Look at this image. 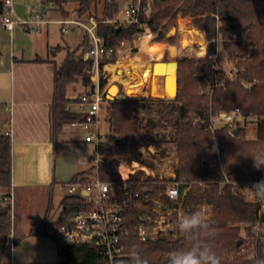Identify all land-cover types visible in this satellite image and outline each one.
Returning <instances> with one entry per match:
<instances>
[{
  "label": "trees",
  "instance_id": "obj_1",
  "mask_svg": "<svg viewBox=\"0 0 264 264\" xmlns=\"http://www.w3.org/2000/svg\"><path fill=\"white\" fill-rule=\"evenodd\" d=\"M45 1L64 17L69 15L64 7L68 3H75L79 16L87 14L99 20L115 18L118 9L114 0H105L99 15L95 12L99 0ZM179 10L182 12L178 14ZM177 14L178 18L188 19L190 24L193 17V23L199 29L193 28L204 32L207 40L205 54L197 58L178 55L176 95L171 100L154 99L161 105L156 120L143 122L138 118L137 99L125 96L108 100L115 109L109 119L114 138L110 139L111 133L105 134L94 149V154L104 155L103 159L97 165L91 164L87 170L74 174L68 184L78 179L88 181L93 175L103 181L121 179L119 162L113 155L130 154L131 160L147 166L140 148L163 140L164 135L156 130L158 127H171L177 158L175 179L182 181L180 195L185 187L188 189L177 200H169L163 192L170 177L147 175L141 178L142 168L129 173V179L134 182L132 186L140 194L148 193L150 197L160 198L170 207L179 204L183 208L207 206L210 209V216L205 218L208 229L196 235L221 258V264H262L264 231L256 234L254 228L259 221L264 222V210L259 215L258 203L247 198L246 190L249 181L264 180V167H255L252 157L264 158V0H140L139 22L152 29L151 41L178 44L175 34L168 35L172 27H177ZM142 31L137 23L99 22L95 32L102 39L104 49L100 64L117 60L121 42ZM89 42V35L84 32L80 43L72 49L67 45L49 49L50 53L65 50L63 60L54 70L50 105L53 138L58 136L63 126L82 119L79 112L67 109L69 98L66 88L71 83H79L84 88L91 84V63L82 58ZM219 46L232 64L231 77L215 68L214 56ZM205 49L199 50L198 55ZM105 82V78H100L101 87ZM123 109L135 111L130 124L124 121ZM231 111H236L242 119L210 128L212 117ZM250 116L256 119L254 138L245 137L242 124ZM236 126L238 131L232 135L231 131ZM120 160L127 163L124 158ZM10 186L11 141L9 135L0 134V190L5 193ZM142 194L125 213L130 247L135 246L134 253L119 258L115 264H134V254L147 264H168L170 252L191 246L192 241L178 230V222L175 229L169 227L166 232L153 237L137 239L133 234L134 225L144 215H156L154 204L144 202ZM87 205L83 197L67 194L60 202L55 219L45 216L37 228L29 231V234L47 235L55 241V264L106 263L107 256L101 245L65 243L48 231L50 226L64 223L66 217L86 209ZM173 215L176 218L175 211ZM10 230L11 208L0 196V235L7 237Z\"/></svg>",
  "mask_w": 264,
  "mask_h": 264
},
{
  "label": "crops",
  "instance_id": "obj_2",
  "mask_svg": "<svg viewBox=\"0 0 264 264\" xmlns=\"http://www.w3.org/2000/svg\"><path fill=\"white\" fill-rule=\"evenodd\" d=\"M23 1L13 0L16 10L17 8L19 9L16 2L25 3L26 14L29 7H36V5H30L35 0ZM104 1L99 0L95 9L97 14H100ZM114 1L118 4V7H121L126 0ZM44 2L46 3V1ZM67 5L65 4L64 7L69 12L68 17H72ZM36 9L43 20L39 27L32 25L16 26L10 32L0 25V134L9 132L10 136V188L13 191L10 234L7 237L0 235V264L56 263L57 250L55 241L47 235L29 234V231L37 228L45 216H49L52 219L57 217L62 198L69 194H64V185L68 184V180L74 174L85 171L91 166L92 161L90 159L94 156L96 146L95 143L84 140L86 132L80 127L78 129H69L65 125L56 138L52 137L50 105L53 97L54 70L55 66L63 60L65 54L60 55L61 50L50 53L49 49L58 45H67L69 47L70 36H66L65 40L64 37H61L63 39V42H61L56 32L53 24H57L60 34L64 35L60 30L61 26L54 21L62 17L59 11L50 8L47 3L46 7L43 6L40 10L36 7ZM179 12L182 11L179 10L178 14ZM51 14H53V18L49 17ZM44 16H46L47 20L43 19ZM83 16L86 17L87 14L81 15V17ZM156 43L162 45L160 54L158 51L155 52L156 54L150 53L148 49L149 46ZM119 48L120 51L117 50L118 59L104 64L103 69L106 74L104 88L108 91L112 83L116 84L118 92L124 95L123 98L129 96L138 100V112L141 113V109L148 107L146 103L156 102L155 100H147L149 96H152L150 93L152 85L157 86L162 93L165 91L163 89V77L155 76L151 73L152 62L155 60L163 62H166V60L176 61L177 47L163 41H151L140 38L138 34L133 36L132 39L123 40ZM132 50H134L133 53L131 52ZM170 54H174V56L170 57ZM36 58H40V60ZM122 60L128 63L131 62L130 70L118 65ZM134 64L137 65L136 74L130 75ZM145 69L148 70V75L143 77ZM126 74L129 75L130 82L122 79L125 78ZM141 77L143 78V84L132 89L131 94L128 93L126 87L131 84L141 83ZM71 84L75 85L72 86ZM71 84L66 88V95L69 98L66 107L82 115L83 112L77 104V97L85 88L79 83ZM148 84L150 86L146 90ZM71 90L74 94H71ZM141 98L146 99L143 100ZM128 112L130 116L134 113L132 109H129ZM157 115H159V111ZM102 123L108 125V131L102 134L104 136L110 132L109 119L105 120L103 117L100 125ZM163 129L166 128L158 127L156 130ZM113 138L114 134L111 132L110 139L113 140ZM77 143H82L83 145L93 144L87 154V162L89 164L85 166L86 168L76 166L72 171L64 173V167L60 166L58 168L55 166L56 158L59 153L64 151V148L75 146ZM150 145L152 143L140 149H144L143 152L149 151L151 153L157 150L153 145L155 150L151 151ZM122 157L124 156H118L119 162ZM125 160L127 161V159ZM131 161L133 162L134 160L130 159ZM176 161L177 158L175 156L174 163ZM123 163L126 162L123 161ZM132 165L134 167L129 173L142 168L147 174H153L148 166H137V161H134ZM129 173L128 175L120 174L123 177H127ZM167 177H175L174 166L168 171ZM3 193L0 190V196Z\"/></svg>",
  "mask_w": 264,
  "mask_h": 264
},
{
  "label": "built area",
  "instance_id": "obj_3",
  "mask_svg": "<svg viewBox=\"0 0 264 264\" xmlns=\"http://www.w3.org/2000/svg\"><path fill=\"white\" fill-rule=\"evenodd\" d=\"M139 4L140 0H132L124 9L125 19L122 20H99L94 16L87 15L86 17H60L56 20L61 27L60 30L65 33L68 27L72 24L78 25L84 29L89 35V45L85 48L82 58L90 61V78L91 84L86 87L77 97V104L82 110V119L73 122L71 125L80 127L86 132L85 141L99 144L103 136L99 133L100 123L103 120L101 115L105 110L106 89L105 86H100V78L106 79L104 72V64H100L104 53L102 39L96 35L95 29L99 22H114L123 25L137 23L143 28L139 34L140 38L151 40L153 31L149 26H145L139 22ZM43 22L39 16L36 7H29L27 16L20 17L13 5V0H0V25L12 32L16 26L39 27ZM241 116L236 111L221 112L217 116L210 119V128L215 127V122L231 123L234 119H239ZM242 119V117H241ZM5 134L9 135V132ZM104 155L100 153L94 154L92 164L102 160ZM117 181H103L97 175H93L88 181L76 180L68 185V193L83 197L88 204L86 209L77 210L70 216L64 219V223L60 225L50 226L49 234L54 235L61 241L69 244H84L92 243L101 245L106 253L107 259L105 264H115V262L123 257L133 254L135 246L130 247L129 237L130 230L126 224L125 213L133 204L140 191L134 189V182L129 177H123ZM257 180L248 182L246 195L251 196V200L258 203L259 215L264 210V199L256 195L253 185L258 183ZM182 181L176 180L175 177H170L166 181V189L164 194L169 200H177L179 196H183L188 186L179 193V187ZM171 191H175V197L169 195ZM144 202H152L154 204L153 211L156 213L154 217L144 215L140 221L134 225L133 234L138 240H145L148 237H153L171 227L172 223L177 224L179 218L173 216V212L177 207H170L160 198L150 197L148 193H143ZM2 199L9 204L10 208L13 205V191L3 193ZM255 233L264 231V222H258L255 225ZM131 248V250L129 249Z\"/></svg>",
  "mask_w": 264,
  "mask_h": 264
},
{
  "label": "rangeland",
  "instance_id": "obj_4",
  "mask_svg": "<svg viewBox=\"0 0 264 264\" xmlns=\"http://www.w3.org/2000/svg\"><path fill=\"white\" fill-rule=\"evenodd\" d=\"M19 1H23V0H19ZM43 1L45 0H35L32 1L30 5H36V7H38V9H42L43 6L46 7V3ZM131 0H126L124 2L123 6H119L115 15V18L118 19H125V15H124V9L125 7L128 5V3ZM25 2V1H23ZM19 3L16 2V5L19 6V9L17 8V10L15 9V12L22 18H25L27 16L25 9H26V5L25 3ZM75 3H68L67 7L68 9H70L71 15L72 17H77L79 16L77 14V12L75 11ZM15 8V7H14ZM55 15V14H54ZM99 15V14H98ZM58 16V15H57ZM49 17L53 18V14L49 15ZM85 17V16H83ZM82 17V18H83ZM191 17V16H190ZM49 18V19H51ZM58 18V17H57ZM43 19L47 20L46 16L43 17ZM54 27L56 28V32L60 37V41L63 42V39L61 37H64V40L66 39V36H70L68 44L69 47L72 49L74 48L78 43L79 40L81 39L82 34L84 33V29L78 25L72 24L68 27V30L66 33H64V35L62 36V34H60L59 31V26L57 24H53ZM181 26H183V28H181ZM185 27H192V28H185ZM193 27H197L198 26L194 25L193 23V17H191V24L189 23V20L183 17L178 18V14H177V27H175V31L173 34L171 35H176L178 38V44L174 45L177 47V57L179 54L187 56V57H201L205 54L206 52V43L207 40H204L202 31L193 28ZM33 30V29H32ZM193 30V31H199L201 33L200 35V40H201V45L199 46L198 49H196V51L194 49H190V47H185L182 45L181 43V38H182V34H186L187 38L189 39V33L188 31ZM169 33V32H168ZM204 33V32H203ZM80 38V39H79ZM194 42H197L196 39L192 40V43L190 45H193ZM202 48L205 49L204 53L201 55H198L199 50H201ZM149 51L150 49L153 50V46H149L148 47ZM118 50L120 51V48H118ZM118 51V52H119ZM61 54H65V50H61L60 55ZM120 55V52L118 53ZM174 54H170V57H173ZM176 57V60H177ZM215 58V68L222 74H224L227 77H231L233 75L232 73V64L230 63V61L227 59L226 53L221 50V47L219 46L217 48V52L216 55L214 56ZM167 62V60H166ZM171 62H174L173 60ZM177 62V61H176ZM175 63V62H174ZM175 70H176V64H175ZM120 72V70H119ZM163 70L159 71V69H155V72L153 75H159V74H163ZM175 78H176V73H175ZM130 82L129 80H125ZM72 86L75 84H71ZM132 87H137V84H131ZM149 88V84L147 85ZM77 88V86H76ZM154 88L157 90L158 93L162 94V92H160V90L158 89L157 86L152 85L151 89ZM176 81H175V94H176ZM73 89V88H71ZM117 89L113 90V92L109 93L112 96L116 93ZM128 93H132L130 91H127ZM106 93H108L106 91ZM71 94H74L73 91L71 90ZM128 94V95H130ZM174 94V95H175ZM152 95V94H151ZM149 99H161V96H149ZM165 99L166 98H162ZM107 100V104H106V108L105 110L102 111L101 115L102 117H104L105 120H108L110 118H112L113 113H114V107H112L109 103H108V99ZM156 102H149L146 103L148 105V107H145L144 109H141V113L138 112L139 107L137 109V116L140 120H142L143 122H145L147 119H152V120H156L158 117V111L161 108L160 103L157 102V100H155ZM129 109H123V113H124V121H126L128 124H130L131 121V117L133 116V114L130 116ZM135 112V111H134ZM221 123L220 122H215V126H219ZM243 126H244V135L247 138H254L256 135V119L253 116H250L247 118V120H245L244 122H242ZM67 128L69 129H78V126H72V125H66ZM108 125L106 123H102L100 125L99 128V133L102 135L105 132L108 131ZM82 131V130H81ZM161 134L164 135V138L162 141L160 142H154L152 143V145H154L156 147V151H154L153 153L147 151V152H143L144 149H140L141 150V154L142 156L147 160V166L152 170L153 174H147L146 171L143 169V173L141 175V178H144L145 176L149 175L151 177H159V178H166L168 171L171 170L174 166V161H175V144L172 140V133H173V129L171 127H167L166 129L163 130H158ZM111 132H109L110 134ZM92 143V142H91ZM93 144H86L83 145L82 143H77V145L75 146H69L67 148H64V151H62L61 153H59L58 157L56 158L55 161V166H57L58 168L60 166L64 167V173L68 172V171H72V169L76 168V166H82V168H86L85 166H87V164H89L87 162V154L88 152L91 150ZM118 156L119 155H113V158L118 160ZM124 157V159H127V163H123V161L121 160L119 162V173H121L122 175H128L129 171L134 167L133 162L129 165L130 162V154L127 155H122ZM142 165V163L140 161L137 162V166ZM148 173L149 170L147 169ZM65 181V179H64ZM68 184L64 185V194L68 193ZM248 199L251 198V196L247 197ZM195 211H201L202 214L204 215L205 218H208L210 216V209L205 206V205H201V206H197V207H192V208H183V207H179L178 209L175 210V216L180 218L185 214H190L192 212ZM174 216V215H173ZM172 228H176V224L172 223L171 224ZM167 229L164 231L166 232Z\"/></svg>",
  "mask_w": 264,
  "mask_h": 264
},
{
  "label": "clouds",
  "instance_id": "obj_5",
  "mask_svg": "<svg viewBox=\"0 0 264 264\" xmlns=\"http://www.w3.org/2000/svg\"><path fill=\"white\" fill-rule=\"evenodd\" d=\"M252 157L255 167H264V158ZM252 188L259 198L264 199V180L256 183ZM169 195L175 197L176 192L171 191ZM177 227L192 243L188 248L170 252L168 264H221V258L212 248L206 242L197 238L196 234L198 232H203L208 229V223L201 211L183 215L179 218ZM133 261L134 264H147V261L142 260L138 254L133 255Z\"/></svg>",
  "mask_w": 264,
  "mask_h": 264
},
{
  "label": "bare ground",
  "instance_id": "obj_6",
  "mask_svg": "<svg viewBox=\"0 0 264 264\" xmlns=\"http://www.w3.org/2000/svg\"><path fill=\"white\" fill-rule=\"evenodd\" d=\"M188 33H189V39L187 38L186 34H182L181 43L183 46L188 47V48L190 47V49H194L196 51V49H198L199 46L201 45V40H200L201 33L199 31H193V30L188 31ZM191 39L192 40L196 39L197 43H195V44L193 43V45H190L192 43ZM152 46H153V50L150 49V53H155L157 51L159 52V54L161 53V48H162L161 44L156 43V44H153ZM130 63L131 62L128 63V62L122 60L121 62L118 63V65L124 67L125 69L130 70L131 69ZM175 64L176 63L171 62V61L156 64V69H159V71H162V70L164 71L163 74H165V77H164V88L163 89L165 91H164V93L160 94L157 92L156 89L152 88L150 93L153 96H161V97L165 96L167 98H169V97L171 98L174 96V94H175ZM136 67H137V65H135V64L132 65V72H130V75L136 74V70H135ZM112 68H113V66H112ZM109 70H111V69H109ZM147 75H148V70L145 69L143 71V77H145ZM116 78H118V77H116ZM122 79L124 81L129 80V75L126 74L125 78H122ZM130 79H132V78L130 77ZM140 84H143V78L142 77H141V83L139 82L138 85H140ZM134 88L135 87H132L131 85L126 87L127 91H130V92Z\"/></svg>",
  "mask_w": 264,
  "mask_h": 264
},
{
  "label": "water",
  "instance_id": "obj_7",
  "mask_svg": "<svg viewBox=\"0 0 264 264\" xmlns=\"http://www.w3.org/2000/svg\"><path fill=\"white\" fill-rule=\"evenodd\" d=\"M199 29V28H198ZM174 31H175V27H172L171 28V30L169 31V33H168V35H171V34H173L174 33ZM202 34H203V37H204V40L206 41V37H205V34L202 32ZM191 42H192V39H191ZM195 43H197V42H194V44ZM163 61H157V60H155V61H153L152 62V65H151V73L152 74H154V72H155V69H156V64H158V63H162ZM175 63H176V70H177V62L176 61H174ZM176 70H175V73H176ZM159 76H162L163 77V79H164V77H165V74H159ZM175 81H176V78H175ZM115 89H117V91H116V93L112 96L111 94H109V93H111V92H113V90H115ZM108 93H107V99L108 100H113V99H121V98H123V96L124 95H122V94H120L119 92H118V86L116 85V84H114V83H112L111 85H110V87L108 88V91H107ZM176 95V94H175ZM175 95L173 96V97H169V98H167V97H163V98H166V99H173L174 97H175ZM238 120H241V117L238 119ZM238 126H236L232 131H231V133H232V135H236V133H237V131H238ZM150 150L151 151H154L155 150V147L153 146V145H150Z\"/></svg>",
  "mask_w": 264,
  "mask_h": 264
}]
</instances>
